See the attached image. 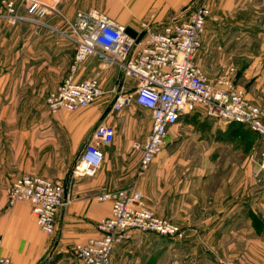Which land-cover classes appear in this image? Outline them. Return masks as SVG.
I'll return each mask as SVG.
<instances>
[{
  "label": "crops",
  "instance_id": "crops-1",
  "mask_svg": "<svg viewBox=\"0 0 264 264\" xmlns=\"http://www.w3.org/2000/svg\"><path fill=\"white\" fill-rule=\"evenodd\" d=\"M45 1L62 10L71 22L79 11L95 10L103 3L107 9L108 3H114L116 9L132 10L129 20L107 16L140 31L130 20L147 9L155 7L161 25L181 19L192 0ZM23 4L20 0L19 5ZM38 21L21 23L16 29L0 24V256L13 264H80L72 248L98 236L97 223L110 215L111 203L96 197L135 188L150 208L180 225L185 236L175 240L133 231L130 240L115 247L111 264H216L218 258L240 253L255 264H264L260 162L249 165L244 160L241 164L239 158L227 156L218 167L187 166L188 161L186 168H179L160 154L140 173L143 153L134 144H143L150 135L151 113L131 105L112 117L104 102H99L77 112L61 110L51 115L46 98L70 74L75 47L60 33L69 27L61 20ZM92 62L79 67L75 80L98 76L112 96L111 108L117 93L132 91L135 83L117 69L99 65L98 72ZM97 123L115 127L114 143L104 149L105 160L95 177L72 179V166ZM211 134L209 138L215 137ZM247 135L245 150L256 156L264 144L252 131ZM177 170L185 175L176 174ZM25 175L65 179V204L57 214L52 238L39 228L29 203L8 204V188Z\"/></svg>",
  "mask_w": 264,
  "mask_h": 264
},
{
  "label": "built area",
  "instance_id": "built-area-1",
  "mask_svg": "<svg viewBox=\"0 0 264 264\" xmlns=\"http://www.w3.org/2000/svg\"><path fill=\"white\" fill-rule=\"evenodd\" d=\"M0 0V24L17 27L21 23H39L47 14L58 13L55 5L45 0ZM213 0H193L181 19L149 25L141 31L145 36L137 42L126 33L128 27L119 25L99 10L79 12L69 28L60 33L75 47L71 72L54 91L46 104L51 115L61 110L77 112L88 108L105 95L101 79L94 76L75 80L79 67L94 58L103 69H117L134 81L133 90L118 92L111 111L121 113L137 105L151 113L152 129L143 144L134 148L142 151L140 173L145 172L160 155L170 130L182 118L200 113L225 125H241L258 136L264 144V106L251 102L232 78L223 77L212 84L195 56L201 38L212 15ZM112 124H99L84 146L72 175L95 177L105 160L104 149L115 140ZM264 173V154L259 164ZM8 204L31 205L36 222L47 235L56 233V217L65 204V185L61 181L25 175L7 190ZM99 202H110V215L97 223L98 236L74 245L72 253L80 264H111L115 247L131 238L133 231L183 240L184 231L173 222L155 215L144 204V196L135 188L103 193ZM264 220V201L262 203ZM0 264H13L0 256ZM231 264H252L241 258Z\"/></svg>",
  "mask_w": 264,
  "mask_h": 264
},
{
  "label": "rangeland",
  "instance_id": "rangeland-1",
  "mask_svg": "<svg viewBox=\"0 0 264 264\" xmlns=\"http://www.w3.org/2000/svg\"><path fill=\"white\" fill-rule=\"evenodd\" d=\"M102 5L101 8L95 10L113 16L122 22L128 21L131 16L132 10L130 9H116V4L114 3H108L107 9L102 8ZM211 5L212 15L201 38V47L195 56V63L212 84H216L223 77L232 78L235 85L242 89L246 95H249L251 100L254 101L253 103L261 105V103H264V0H213ZM55 7L59 14L57 12L47 14L44 18L59 19L68 27L69 18L67 19L61 12L62 10L57 6ZM157 19L158 12L155 7H151L140 17L132 18L130 22L133 27L141 31L146 26L159 25ZM9 28L16 29L19 26ZM67 30H64V32ZM92 59H88L86 63L93 61L91 63L92 67L97 68L98 72L101 71L98 67L100 63ZM200 61L202 64H200ZM107 91L105 83V95L90 105L89 108L96 106L99 102H104V108L108 109L107 114L116 117V114L111 111L109 106L112 96L110 97ZM212 131L213 133L211 134ZM186 132L189 134H186ZM248 133H250V130L245 127L225 125L220 121L211 120L200 113H195L181 120L174 130L170 132V137L161 155L165 154V160L175 163L179 168H186L185 165L188 161L190 163L187 166L208 165L210 167H218L227 156L239 158L241 164L244 160L249 165L254 164L260 162L264 150L259 149L256 156L249 154V150H245ZM210 134L215 137L209 138ZM242 135H244L243 138L240 137ZM206 146L209 147L205 148ZM74 166H72V171ZM184 173L182 170L181 172L176 171L178 175ZM73 178L82 177H74L72 175ZM57 181H61L65 185V179ZM144 204L155 215L167 219V217L160 215L161 212L157 209L150 208L145 201V197ZM260 216L264 224L262 211ZM256 222V229L258 230L261 227L258 217ZM178 226L180 227V225ZM55 234L48 235V237L52 238L56 236ZM241 258L255 264L245 253H240L236 257L218 258L215 263L231 264L236 263Z\"/></svg>",
  "mask_w": 264,
  "mask_h": 264
},
{
  "label": "water",
  "instance_id": "water-1",
  "mask_svg": "<svg viewBox=\"0 0 264 264\" xmlns=\"http://www.w3.org/2000/svg\"><path fill=\"white\" fill-rule=\"evenodd\" d=\"M126 33L134 38H137V42H139L146 34L145 32H142L139 36H137V33L129 27L126 29Z\"/></svg>",
  "mask_w": 264,
  "mask_h": 264
},
{
  "label": "trees",
  "instance_id": "trees-1",
  "mask_svg": "<svg viewBox=\"0 0 264 264\" xmlns=\"http://www.w3.org/2000/svg\"><path fill=\"white\" fill-rule=\"evenodd\" d=\"M232 125H237V124H232ZM238 126L243 127V126H241V125H238Z\"/></svg>",
  "mask_w": 264,
  "mask_h": 264
}]
</instances>
